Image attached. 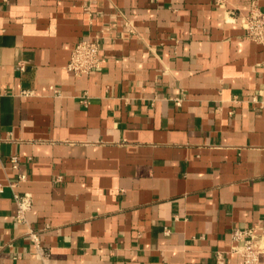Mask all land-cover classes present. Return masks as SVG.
<instances>
[{
  "label": "crops",
  "instance_id": "0c3cea01",
  "mask_svg": "<svg viewBox=\"0 0 264 264\" xmlns=\"http://www.w3.org/2000/svg\"><path fill=\"white\" fill-rule=\"evenodd\" d=\"M252 2L0 0V264H242L234 228L264 264ZM95 37L100 67L68 71Z\"/></svg>",
  "mask_w": 264,
  "mask_h": 264
},
{
  "label": "built area",
  "instance_id": "2783aa9c",
  "mask_svg": "<svg viewBox=\"0 0 264 264\" xmlns=\"http://www.w3.org/2000/svg\"><path fill=\"white\" fill-rule=\"evenodd\" d=\"M241 26L246 39L264 45V11L255 2L249 5L247 13L242 17ZM99 48V37L78 41L71 52L66 69L75 75L88 74L98 69L101 64L98 56ZM12 159L15 163L16 157ZM14 198L18 204L17 217H21L22 212L29 205L28 200L26 196L19 197L17 194H14ZM31 237L36 239L33 233ZM230 237L233 242L231 252L241 257L242 264H259L261 235L253 228H234L230 232ZM215 264H223L220 254H217Z\"/></svg>",
  "mask_w": 264,
  "mask_h": 264
}]
</instances>
